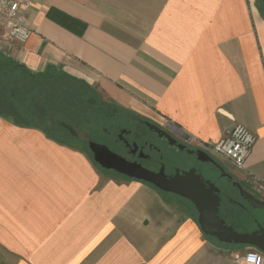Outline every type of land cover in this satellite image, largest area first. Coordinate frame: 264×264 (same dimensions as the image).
I'll list each match as a JSON object with an SVG mask.
<instances>
[{
    "label": "crops",
    "instance_id": "0c3cea01",
    "mask_svg": "<svg viewBox=\"0 0 264 264\" xmlns=\"http://www.w3.org/2000/svg\"><path fill=\"white\" fill-rule=\"evenodd\" d=\"M252 2L33 0L30 39L0 55L204 144L246 125L257 142L237 172L264 196V18ZM54 137L0 114V249L12 264L235 263L239 251L156 188L103 177L84 149Z\"/></svg>",
    "mask_w": 264,
    "mask_h": 264
},
{
    "label": "flooded vegetation",
    "instance_id": "af4514ba",
    "mask_svg": "<svg viewBox=\"0 0 264 264\" xmlns=\"http://www.w3.org/2000/svg\"><path fill=\"white\" fill-rule=\"evenodd\" d=\"M256 1L258 4L255 8L263 17L264 0ZM100 119L103 120L102 125H92L85 129L88 148L91 141L104 144L128 162L141 165L154 173L163 170L167 177L194 169L202 176L207 186L213 183L220 189L219 216L226 224L234 227L235 224L230 221L239 219L245 223L244 230H237L235 227L234 229L243 233H251L264 227V218L256 215L264 209L254 207L241 194L239 184L256 198L264 201V197L253 191L239 177L235 167L228 164L225 158L215 154L203 142L187 135L178 126L169 122L160 123L132 110L119 109L114 114H102ZM200 152L213 161H205V155Z\"/></svg>",
    "mask_w": 264,
    "mask_h": 264
},
{
    "label": "trees",
    "instance_id": "16d2710c",
    "mask_svg": "<svg viewBox=\"0 0 264 264\" xmlns=\"http://www.w3.org/2000/svg\"><path fill=\"white\" fill-rule=\"evenodd\" d=\"M0 62V80L4 83V85L0 87V114L2 116L9 114L13 115L15 122L18 125L25 123L36 124L41 125L46 129L47 126H50L47 118L51 117V125H58L62 128L64 127L62 115L65 114V110L68 109L76 118L79 119L80 114L87 111H83V109H85L83 106L86 103L95 105V110H98L99 113H102L103 115L114 114L117 110L122 109L117 104L106 101L99 92L88 85L86 86V90L78 88L77 86L79 82L76 81L72 84L52 85L46 83V78L29 73L26 69H24V67L19 64L16 66V64L1 55ZM5 89H9L10 93L2 94L5 92ZM84 96H86L89 100L85 101L83 98ZM18 103H22L24 105L18 106ZM108 106L110 109H108ZM93 112L95 113V111ZM90 115H92L94 119L96 118L93 114ZM38 116H41V118H39L41 119V124L34 123V118L37 119ZM28 118L31 119L30 122H27ZM89 123L90 124L87 127L93 125L92 122ZM59 136H56L53 139L59 143H65L70 146L74 145L73 142L60 139ZM89 153L87 154L90 156ZM94 163L99 167L95 161ZM122 178L126 180H133L132 178L125 176H122ZM150 185L153 186L152 184ZM153 187L156 188L155 186ZM156 189L162 195L166 194V192H163L158 188ZM206 236L219 242L214 237L209 235ZM221 244L227 245L224 243Z\"/></svg>",
    "mask_w": 264,
    "mask_h": 264
},
{
    "label": "water",
    "instance_id": "95a60500",
    "mask_svg": "<svg viewBox=\"0 0 264 264\" xmlns=\"http://www.w3.org/2000/svg\"><path fill=\"white\" fill-rule=\"evenodd\" d=\"M152 128L155 127L152 126ZM89 149L94 161L102 169L150 183L163 192L175 194L190 201L198 212V224L204 234L214 237L224 244L252 246L264 253V227L251 233H243L226 224V221L219 216L220 189L213 183L207 186L202 176L197 174L194 169L183 174L177 173L172 177H167L163 170L154 173L141 165L128 162L104 144L91 141L89 142ZM200 154L205 155V161H213L203 152H200ZM239 188L241 194L254 207L264 209V201L256 198L240 184Z\"/></svg>",
    "mask_w": 264,
    "mask_h": 264
},
{
    "label": "built area",
    "instance_id": "2783aa9c",
    "mask_svg": "<svg viewBox=\"0 0 264 264\" xmlns=\"http://www.w3.org/2000/svg\"><path fill=\"white\" fill-rule=\"evenodd\" d=\"M32 3L33 0H0V47L11 42L23 45L30 39L33 29L27 22L25 11ZM256 142L255 132L242 123H235L221 140L206 145L215 154L229 160L236 170L243 171ZM256 185L264 192V184ZM234 260V264H264V255L250 250L244 254L234 253Z\"/></svg>",
    "mask_w": 264,
    "mask_h": 264
},
{
    "label": "rangeland",
    "instance_id": "374dc122",
    "mask_svg": "<svg viewBox=\"0 0 264 264\" xmlns=\"http://www.w3.org/2000/svg\"><path fill=\"white\" fill-rule=\"evenodd\" d=\"M252 3L254 5V7L258 4V2L256 0H253ZM262 15L264 17V12H262ZM5 82H6V80H5ZM2 85H4V83L0 80V87H2ZM6 93H10V90L5 89V92H3L2 94H6ZM83 98L85 99V101L89 100L86 96H84ZM91 105L87 104V103L84 104L83 107L85 109H83V111H86V110L87 111L86 112L82 111L83 113L80 114L79 119L76 118L73 115V113H71L68 109H66L65 114L62 115L63 116L62 122H64V127L61 128L58 125L52 124V125L46 127V131L48 130L49 133H51L53 135L55 134L56 136L60 135L59 136L60 139L68 140L69 142H73L74 145L80 146L82 149H84L86 151V153H89L90 151L88 148V136L85 133V129L90 124L89 122H92L93 125H102L103 124V120L100 119V117H102V114L99 113L98 110H95V105H93V104H91ZM81 108H82V106H81ZM108 109H110L109 106H108ZM93 111H95V113L96 114L98 113L99 115L98 114L96 115ZM108 111H110V110H108ZM90 114H93V115L95 114L94 116H96V118L94 119L93 116ZM39 118H41V116H38L37 119L34 118L35 119L34 123L41 124V119H39ZM72 119H74V120H72ZM30 121H31V119L28 118L27 122H30ZM53 121H55V120H53ZM89 154H90V156L89 155L88 156L92 160L93 156H92L91 152ZM98 168L100 169V172L102 173L103 177L111 176V175L117 176V174H114L112 171H106V170L102 169L100 166ZM253 190L257 194H259L260 196L264 197L262 193L258 192L255 189H253ZM164 195L168 198V200H170L174 205H176V207L184 209L190 215H192L193 217L198 219V212H197L195 206L190 201H188L187 199L182 198L180 196L171 194V193H166ZM256 215H259L260 217L264 218V210L258 211V213H256ZM230 222H231V224L233 223V225L235 224L234 227L237 230H241V231L244 230L243 227L245 226V223L240 222L239 219H234V221L232 220ZM212 240L214 242H216L217 244H221V242H217L215 239H212ZM227 245L231 246L233 249H236L237 252L239 251L240 253H246L250 250H253V251L259 252L262 255H264L263 252H261L260 250H258L257 248H254V247H249V246H245V245H230V244H227ZM0 264H12L10 256L6 252L2 251L1 249H0Z\"/></svg>",
    "mask_w": 264,
    "mask_h": 264
}]
</instances>
